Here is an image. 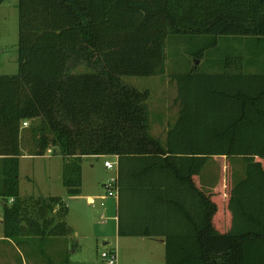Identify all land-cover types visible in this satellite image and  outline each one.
Masks as SVG:
<instances>
[{"label": "trees", "instance_id": "trees-1", "mask_svg": "<svg viewBox=\"0 0 264 264\" xmlns=\"http://www.w3.org/2000/svg\"><path fill=\"white\" fill-rule=\"evenodd\" d=\"M17 7V72L0 75V141L8 144L0 146L7 156L2 236L22 244L72 230L61 196L19 193L27 122L28 153L60 154L71 194H79L83 157L112 155L119 166L125 158L149 157L150 168L193 192L200 211L195 220L187 214L186 234L167 235L166 264H264V0H18ZM168 34L208 36L189 52L197 59L220 36H244L248 43L229 51L234 57L218 72L171 75L180 110L161 142L150 133L148 91L123 77L164 73ZM212 156L243 162L226 198L194 182ZM118 233L157 234L121 223Z\"/></svg>", "mask_w": 264, "mask_h": 264}, {"label": "rangeland", "instance_id": "rangeland-1", "mask_svg": "<svg viewBox=\"0 0 264 264\" xmlns=\"http://www.w3.org/2000/svg\"><path fill=\"white\" fill-rule=\"evenodd\" d=\"M17 5L18 0H4L0 3V75L17 72ZM207 39L206 35L168 34L164 73L145 77H123L124 82L140 90L148 91L146 104L150 133L160 140H165L167 130L179 116L178 86L171 75L186 73L188 70L217 72L220 70L218 65H221L226 57L233 56L232 54L227 55L229 51L243 50L248 43V38L244 36L239 38L220 36L216 46L206 50L199 59L193 58L189 52L197 50ZM22 125L24 126H22V143L27 155L22 157L19 165V193L21 197L61 196L70 209L67 222L72 228L71 232L65 235H54L44 239L29 238L27 239L29 242L26 241L25 244L16 243L25 248L24 263L51 264L49 262L53 261L54 264H60L65 257H68L70 264H108L100 254L110 246L115 247L114 221L110 217V211L113 212L114 209V198L107 196L103 200L107 203V207H104L100 205V199H96L95 204H90L84 196L68 192L62 180L63 157L56 152L49 151L45 155L29 154L32 147L30 134L26 128L28 124L23 123ZM111 158L108 157L113 160ZM103 161L104 158L82 159L81 183L87 193H90L91 189H96L100 195H106L103 183L115 175V169H107ZM207 162L201 175L203 190L207 193L217 191L220 197L226 198L229 188L236 179L235 175L244 172L243 162L239 157L220 156H212ZM104 241L108 243L103 244ZM144 241L146 250L141 253L136 252L134 255L149 264H163L161 259H158L157 250L150 252L149 240L146 238ZM127 254L124 247H118L117 257L121 259ZM5 264H21L14 247L11 249L9 261Z\"/></svg>", "mask_w": 264, "mask_h": 264}, {"label": "crops", "instance_id": "crops-1", "mask_svg": "<svg viewBox=\"0 0 264 264\" xmlns=\"http://www.w3.org/2000/svg\"><path fill=\"white\" fill-rule=\"evenodd\" d=\"M208 50L209 49H207V51ZM221 65H218L220 66V69ZM214 72L205 71V73ZM20 135L21 155L19 156V165L22 157L27 155L22 143L23 129ZM3 140L4 141H0V146L8 145L7 139L4 138ZM160 141L164 142L165 140ZM5 157H7L6 154H4L0 149V178L2 159ZM109 157L113 158V156ZM83 158L106 159L107 156H85ZM149 160V157L146 159L141 158L140 161L137 158H125L120 166L117 162L115 168L114 176L117 177L118 192L117 195L113 197V212L110 211V217L114 221L113 227L115 231V247L110 246L107 250H113L117 255L118 247H124V250L126 249L128 252L126 257H122L121 259L117 257V264H149L148 262L140 259L139 256L134 255L136 252L141 253V251L146 250V243L144 241L146 238L149 240V244L151 245L150 252L157 250L158 259H161V263L166 264L167 235H169L171 231H177L178 234H186L191 229V223L187 214L195 220L197 218V212L200 211L195 202L196 198L193 192L188 189L186 185L179 182L176 183L168 174L166 175L164 171L150 168V165L147 163H150ZM203 168L198 176L194 175L193 179L196 186L201 191L205 192L202 188L201 181ZM18 171L20 174V168ZM216 192L217 191L205 193L211 194L213 197L217 194ZM79 196H84L88 203L95 204L96 199H100L99 201H101V198L104 195H100L96 189H91L90 193H87L81 183ZM104 199H106V197ZM105 206L107 207V203L104 204V207ZM69 213L70 209L68 207V214ZM119 223L134 230H143L148 227L154 230L157 234L156 236L120 235L118 233ZM106 243H108V241L103 242V244ZM23 244H25V242H23ZM12 247L15 248L17 258L21 264H25L23 261V252L25 253L24 246H18L16 241L4 238L0 227V264H5L9 261ZM50 263L52 264L54 262L50 261Z\"/></svg>", "mask_w": 264, "mask_h": 264}, {"label": "built area", "instance_id": "built-area-1", "mask_svg": "<svg viewBox=\"0 0 264 264\" xmlns=\"http://www.w3.org/2000/svg\"><path fill=\"white\" fill-rule=\"evenodd\" d=\"M25 125H27V122H24ZM50 152V150H48ZM113 156V160H110L108 158L104 159L103 161V165L107 168V169H115L117 162H118V157L117 155H112ZM105 189H106V195H104L100 201V205L104 206V198L107 196H116L117 192H118V186H117V177L116 176H112L109 180H107L104 183ZM13 201V198L10 197L8 199H6L7 203H11ZM93 202V201H92ZM2 207V202L0 201V208ZM100 256L103 258V260H105L108 264H117V255L116 252L113 250H105L102 251Z\"/></svg>", "mask_w": 264, "mask_h": 264}]
</instances>
